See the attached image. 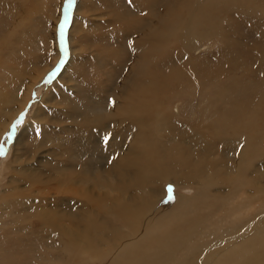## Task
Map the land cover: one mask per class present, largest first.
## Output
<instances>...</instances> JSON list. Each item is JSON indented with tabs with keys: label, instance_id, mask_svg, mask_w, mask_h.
Segmentation results:
<instances>
[{
	"label": "rangeland",
	"instance_id": "obj_1",
	"mask_svg": "<svg viewBox=\"0 0 264 264\" xmlns=\"http://www.w3.org/2000/svg\"><path fill=\"white\" fill-rule=\"evenodd\" d=\"M131 2L72 0L69 6V0H0V220L18 219L19 213L5 215L8 204L15 198H28L21 215H28L31 223L39 222L45 228L49 220L45 214H50V252L62 245L55 226L65 228L68 219L75 218L80 225L67 228L72 238L81 234L91 239V230L87 232L85 226L92 220L100 227L92 237L113 233L102 231L104 215L98 212L108 211L107 217L113 220L112 213L124 208L125 200L150 216L157 211L154 204L160 203L158 209L164 207L165 212L176 199H191L202 184L209 183L205 186L212 199L210 206L196 202L195 209L186 214L204 215L214 223L232 209L227 205L233 202H219V195L228 193L227 178L233 180L237 175L233 165L239 143L235 137L210 132L199 135L196 130L205 129V125L194 116L188 119L183 115L187 107L184 98L170 99L173 119L165 129L149 136L152 148L161 155L158 168L145 169L141 155L127 147V108L116 100L110 82L115 79L116 66L127 60H123L126 51L120 38L121 23L126 17L143 16L140 0ZM179 11L183 12V5ZM117 12L121 15L114 18ZM152 18L146 16L143 24ZM240 24L238 30L235 26ZM261 29L250 15L240 18L232 11L224 32L217 33L224 35L222 42L217 36L198 42L196 50L185 54V61L211 64L217 57L234 66L236 60L251 70L239 75L247 81L255 73L253 61L263 62ZM102 47L114 54L102 57ZM195 79L191 78L192 83ZM228 84L229 94L235 98L232 81ZM241 102L255 110V92L248 91ZM97 109L102 113H95ZM253 164L247 178L259 176L255 186L264 190V156ZM127 170L135 180L123 183L118 172ZM220 175L226 177L222 183ZM246 192L251 194L253 187ZM263 200L252 205L233 203V208L246 207V216L262 206ZM253 222L258 223L254 218ZM249 224L244 222L241 229ZM7 236L8 230L0 226V264L8 263L6 256L13 250L5 245ZM234 236L246 237L242 233ZM85 259L77 258L72 264Z\"/></svg>",
	"mask_w": 264,
	"mask_h": 264
},
{
	"label": "bare ground",
	"instance_id": "obj_2",
	"mask_svg": "<svg viewBox=\"0 0 264 264\" xmlns=\"http://www.w3.org/2000/svg\"><path fill=\"white\" fill-rule=\"evenodd\" d=\"M136 1L132 0L133 4ZM182 5L183 12H180ZM139 6L143 16L133 20L126 17L119 28L126 51L123 60H127L116 66L115 79L110 82L116 100L127 108L128 149L141 155L145 169L158 168L161 155L152 148L149 136L167 127L174 116L170 99L182 97L187 103L183 115L189 116L188 119L194 116L198 123L205 125V129L196 130L199 135L210 132L235 137L239 143L237 161L233 165L237 175L233 180L227 178L228 193L219 195V202L242 205L251 202L252 205L264 199V190L255 186L260 177L247 178L252 164L264 156V58L263 62L253 61L255 73L247 81L240 76L251 70L236 60L232 61L236 63L234 66L228 59L217 57L211 64L185 61V54L196 50L198 42L212 36L220 37L218 40L222 42L224 35L217 33L224 32L225 20L231 17L232 11L240 18L247 14L257 21L264 40V0H140ZM120 15L121 12L115 13L114 18ZM148 15L153 18L144 25L142 21ZM235 27L240 30L241 24ZM103 48L99 52L100 55L104 52L102 57L114 54ZM192 77L196 78L193 83ZM224 79L227 82H223ZM230 80L235 98L229 94ZM86 85L84 88H88ZM248 91L255 92V110L241 102ZM175 126L176 123L172 125ZM130 172H118L123 183L135 180ZM224 178L220 175L221 183ZM205 185L202 184L191 199H176L165 212L164 207L158 209L162 206L160 203L154 204L157 211L150 216L134 209L127 200L123 201L124 208L112 213L113 220L107 217L108 211L100 209L98 215H104L102 231L112 230L113 233L92 237V233L100 229L92 220L85 226L87 232L91 230L89 240L81 234L72 238L67 228L80 225L75 218L68 219L65 228L55 226L62 245H56L51 252L50 214H45L49 218L45 228L39 222L31 223L28 215H21L27 209L28 198H15L7 209L4 207L7 202L2 205L7 210L5 215L19 213L18 219L0 220V226L8 230L5 245L13 248L6 256L7 264H72L77 258H87L81 264L95 261L100 264H264V224H259L264 221V200L262 206L246 216V207L243 210L233 208V203L228 204L232 209L225 218L214 223L208 222L204 215L188 216L187 210L195 209L196 202L210 206L212 199ZM252 187L253 192L248 194L246 188ZM253 218L258 223L253 222ZM244 222L250 224L241 229ZM241 233L246 236L244 239L235 238V234Z\"/></svg>",
	"mask_w": 264,
	"mask_h": 264
},
{
	"label": "water",
	"instance_id": "obj_3",
	"mask_svg": "<svg viewBox=\"0 0 264 264\" xmlns=\"http://www.w3.org/2000/svg\"><path fill=\"white\" fill-rule=\"evenodd\" d=\"M66 19H67V18H66V17H64V19H63V23H65V22H66Z\"/></svg>",
	"mask_w": 264,
	"mask_h": 264
},
{
	"label": "snow or ice",
	"instance_id": "obj_4",
	"mask_svg": "<svg viewBox=\"0 0 264 264\" xmlns=\"http://www.w3.org/2000/svg\"><path fill=\"white\" fill-rule=\"evenodd\" d=\"M72 0H69V6L71 5Z\"/></svg>",
	"mask_w": 264,
	"mask_h": 264
}]
</instances>
